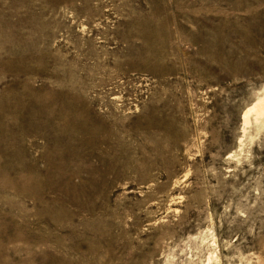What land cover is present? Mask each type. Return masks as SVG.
Segmentation results:
<instances>
[{"label":"rangeland","instance_id":"374dc122","mask_svg":"<svg viewBox=\"0 0 264 264\" xmlns=\"http://www.w3.org/2000/svg\"><path fill=\"white\" fill-rule=\"evenodd\" d=\"M263 100L264 0H0V264H264Z\"/></svg>","mask_w":264,"mask_h":264},{"label":"bare ground","instance_id":"6f19581e","mask_svg":"<svg viewBox=\"0 0 264 264\" xmlns=\"http://www.w3.org/2000/svg\"><path fill=\"white\" fill-rule=\"evenodd\" d=\"M262 103H264V100L261 102V105H260V109L259 110H263L264 109V105L262 104ZM255 105V104H254ZM254 108V107H253ZM249 111V110H248ZM252 111V110H251ZM258 112H260V111H258ZM250 113V112H249ZM258 115V114H257ZM260 115V114H259ZM259 115H258V117H259Z\"/></svg>","mask_w":264,"mask_h":264}]
</instances>
